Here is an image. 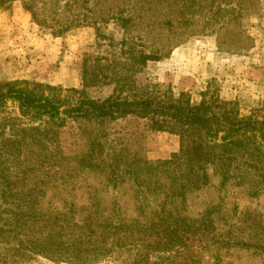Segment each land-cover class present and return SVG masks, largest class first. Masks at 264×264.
Listing matches in <instances>:
<instances>
[{
  "label": "trees",
  "instance_id": "1",
  "mask_svg": "<svg viewBox=\"0 0 264 264\" xmlns=\"http://www.w3.org/2000/svg\"><path fill=\"white\" fill-rule=\"evenodd\" d=\"M128 1L116 12L111 9L115 0L25 4L55 36L94 26L102 37L99 21L105 25L115 19L121 39L108 43L106 54L84 55L80 87L0 74V208L7 214L0 232L19 235L18 246L7 243V254L0 253V264H23L12 255H24V250L73 264L107 259L159 264L153 256L159 247L170 248L181 243L180 237L208 227L189 216L188 194L210 185L212 174L221 187L231 183L264 195V103L244 114L237 101L223 99L212 84L194 103L187 93L176 95L145 75L148 62L168 53L165 29L171 44L215 35L228 51L247 50L251 38L243 41L242 19L255 12L259 0ZM106 86L110 91L104 97L88 92ZM129 117L150 131L177 134L179 151L151 162L144 137L121 123ZM64 129L74 139L81 136L85 149L68 148L61 138ZM95 171L106 176L108 190L126 193L130 186L135 214L116 200L102 204L90 194L95 186H88V201L75 202L81 176ZM50 187L62 207H45L40 201V193Z\"/></svg>",
  "mask_w": 264,
  "mask_h": 264
},
{
  "label": "rangeland",
  "instance_id": "2",
  "mask_svg": "<svg viewBox=\"0 0 264 264\" xmlns=\"http://www.w3.org/2000/svg\"><path fill=\"white\" fill-rule=\"evenodd\" d=\"M31 1L0 0V74L11 80L63 88L80 87L84 55L108 53L111 47L107 44L121 39L119 22L109 19L104 25L95 17L102 37L94 26L75 27L55 36L39 25L31 11L25 8ZM129 4L128 0H115L111 9L116 12ZM252 8L255 12L244 16L241 25L243 41L251 38L246 41L247 50L228 51L218 43L215 35L191 36L182 43L171 44L167 39L170 33L165 29L163 47L168 53L148 62L145 75L165 87L170 86L176 95L187 93L194 103L201 101L209 84L215 85L223 99L237 101L244 114L250 113L264 103V0H259ZM16 23L29 25L31 32L16 30L19 26ZM15 33L16 38H24L14 39ZM109 91L107 86L88 90L89 94L100 98ZM121 123L144 137L146 156L153 163L170 159L180 149V138L175 133L150 131L135 117ZM66 129L62 130L61 138L67 147L77 152L85 149L82 137L77 134L74 139L73 133ZM79 186L75 193L76 203L88 201L92 194L104 205L116 200L129 215L135 214L130 186L125 187L126 193L125 189L108 190L106 176L96 171L82 175ZM88 186H95L90 194ZM44 191L39 199L45 207H62L61 198L52 196L54 188ZM188 205L189 216L208 227L180 237L181 243L171 244L170 248L159 247L153 255L159 264H264V195H256L231 183L221 187L219 178L212 174L210 185L188 194ZM1 210L0 226L5 224L7 215ZM1 234L4 247L0 245V253L7 254V243L18 246L19 235L14 232ZM24 252V255L14 253L12 258L23 264H73ZM97 264L120 263L107 259Z\"/></svg>",
  "mask_w": 264,
  "mask_h": 264
},
{
  "label": "crops",
  "instance_id": "3",
  "mask_svg": "<svg viewBox=\"0 0 264 264\" xmlns=\"http://www.w3.org/2000/svg\"><path fill=\"white\" fill-rule=\"evenodd\" d=\"M16 25H19V26H16V30H18V31H20V32H22V30H24V31H26L27 29L30 31V26L29 25H26V24H20V23H16ZM28 31V32H29ZM31 32V31H30ZM18 33V32H17ZM30 35V34H29ZM16 36H17V34L15 33V37H14V39H18V38H24V36H19V37H17L16 38ZM33 36V35H32ZM36 36V35H35ZM31 37V36H30ZM20 46H22L21 44H19Z\"/></svg>",
  "mask_w": 264,
  "mask_h": 264
}]
</instances>
